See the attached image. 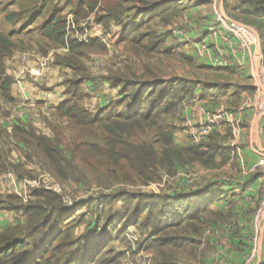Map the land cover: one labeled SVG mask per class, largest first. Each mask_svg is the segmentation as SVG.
Instances as JSON below:
<instances>
[{"label": "rangeland", "instance_id": "1", "mask_svg": "<svg viewBox=\"0 0 264 264\" xmlns=\"http://www.w3.org/2000/svg\"><path fill=\"white\" fill-rule=\"evenodd\" d=\"M11 1L0 0V8ZM49 1L64 10L67 39L85 46L80 47L79 53H71L42 38L37 29L40 20L23 28L22 23L8 24L4 15H0V32L11 34L15 46L6 61V73L13 80L11 100L6 101L0 95V233L9 231L10 237L25 239L33 228L29 227L24 210L33 208L39 214L46 211L50 217L61 214L69 218V242L78 240V243L63 251V256L58 257L59 264H64L65 254L73 250L86 247L87 252L94 253L100 242L94 245L91 239L95 235L99 240L112 239L102 252L100 264H151L152 253L145 243L146 228L135 227L131 221L125 225L119 220L113 223L116 216L112 214L121 213L127 206L122 196L151 198L164 190L141 184L142 179L124 160L114 165L99 156L97 152L103 149L107 137L101 127H80L62 117L59 107L63 103L76 104L94 116L119 106L117 112L124 114L131 103L127 92L130 85L133 90L152 83L160 87L175 78L227 84V76L219 77L202 69L197 56L186 55L187 51L194 54L190 45L188 49L173 45L170 22L179 16L185 17L181 29L190 43L200 41L193 32L191 12L179 9L143 20L139 28H132L138 22L135 14L145 5H163L174 0H98L93 11L80 7L77 13L72 0ZM16 11V7H10L8 12ZM151 12L154 11L148 14ZM91 42L98 43L91 46ZM237 81L239 84L240 80ZM167 118L169 122L179 121L181 114ZM125 135L122 137L125 142H150L158 148L151 130ZM44 146L52 152V159L43 151ZM177 175L172 180L163 179L171 186L178 181L181 189L185 177L194 176ZM49 193L55 194L60 202L50 206L41 199V195ZM114 197L116 201H112ZM96 201L109 204L102 213L111 211V226H106L107 214L98 217ZM86 202L94 205L87 207ZM76 209L79 210L75 213ZM41 220L38 219L34 229ZM117 231L121 233L114 236Z\"/></svg>", "mask_w": 264, "mask_h": 264}, {"label": "trees", "instance_id": "2", "mask_svg": "<svg viewBox=\"0 0 264 264\" xmlns=\"http://www.w3.org/2000/svg\"><path fill=\"white\" fill-rule=\"evenodd\" d=\"M72 1L76 6L75 13L79 11L80 7H85L87 11H93L98 4V0ZM12 6L17 8L16 12H8ZM179 9L175 2L149 7L145 5L135 14L134 19L138 22L134 23L132 28H139L143 20H151L157 16H164L168 12H177ZM236 10L249 18H261L264 15V0H242ZM149 11L154 12L148 14ZM63 12V8H59L49 0H12L3 9L0 8V13L4 15V20L8 24L22 23V27L26 28L40 20L42 22L37 29L42 38L62 48H67L71 53H79V50L82 49L80 47L85 46L67 39V21ZM11 37V34L5 35L0 32V95L6 101L11 100L10 89L13 83L12 78L6 73V61L12 56L15 47ZM96 43L91 42V46ZM100 46L103 47L102 44ZM67 66L73 68L71 64ZM204 69L208 70V68ZM167 82L160 87L155 83L147 87L140 85L135 90L130 85L127 92L131 103L126 107L124 114L118 113L119 106H116L114 109L93 116L76 104L66 103L61 104L58 111L62 117L70 119L80 127L100 126L107 137L104 138V147L97 152L98 155L104 156L114 165L124 160L139 175L142 179L140 183L143 185L157 183L163 175L169 178L174 177L178 166L199 163L205 167H213L216 155L222 157V163L225 160V157L221 155L223 152L211 139L207 144L192 145L185 149L174 146L175 128L172 121L167 120V117L178 114L182 108V102L194 96L198 83L178 78ZM64 105L66 106L64 107ZM145 129L153 132L158 148L150 142L130 143L122 139L123 136H126L125 134L142 132ZM117 147L118 150H116ZM43 149L47 157L52 159V152L49 148L44 146ZM40 197L50 206L60 202L55 194L49 193ZM121 198H123V203L128 204L121 213L117 211V214H112L116 216L113 223L119 220V222L124 221L125 225L131 221L135 227L151 228L149 240L147 239V248L154 255L157 264H178L177 257L182 253L192 256L195 247L193 246L194 242L188 236L191 233L199 235L211 222L209 201L214 199L213 196L203 203L198 202L197 193L175 198L156 196H151V198L122 196ZM116 199L114 197L112 201H116ZM96 203L98 217L107 214L105 223L107 227L111 226L113 224L110 222L111 211L102 213L104 209L107 210L106 206L109 204H101L98 201ZM89 205L93 206L94 204L86 202V206ZM78 210L76 209L75 213ZM42 212L43 214H39L33 208L24 210L25 215H28L29 218V227L33 228L25 239H14L10 237L9 231L0 233V264H59L58 257L63 256V251L73 248L78 243V240L69 242L71 230L67 224L69 220L66 218L67 216L60 214L50 217L46 211ZM38 219L42 220L34 229L36 223L38 224ZM122 230L124 231V228ZM120 233L117 231L114 236ZM29 238H31V242H27ZM99 239L100 237L98 238L96 235L91 239L92 242L94 241V245L100 241L94 253L87 252L86 247L82 250L70 251L65 254L64 264H100L102 252L109 247L112 239L105 237Z\"/></svg>", "mask_w": 264, "mask_h": 264}, {"label": "crops", "instance_id": "3", "mask_svg": "<svg viewBox=\"0 0 264 264\" xmlns=\"http://www.w3.org/2000/svg\"><path fill=\"white\" fill-rule=\"evenodd\" d=\"M241 1H171L191 12L193 32L199 42L208 38L214 43L209 46L214 61L205 56L198 59L199 66L219 77L227 76L228 80L227 84L197 82L194 96L182 102L181 120L172 121L176 148L207 144L211 139L225 160L221 163L222 157L216 155L213 167L199 163L178 166L177 174H194L192 187L183 184L179 189L178 181L171 186L164 175L159 182L149 184L164 190L162 194H152L159 198L195 193L199 203L210 196L214 198L209 201L211 222L199 235L188 236L194 242V254H179L178 264H244L247 257L254 264H264V217L257 218L264 201V173L257 167L264 155V15L249 18L239 13L236 7ZM219 17L222 23L234 22L250 31L254 44L239 50L238 40L225 24H219ZM209 25L217 30L222 27L221 33L213 36L211 27L206 28ZM222 112L231 113L236 120L228 122L224 118L212 124L213 116ZM207 128L211 131L202 134ZM150 233L151 228L145 229V239L149 240ZM151 257L150 263L157 264L153 254Z\"/></svg>", "mask_w": 264, "mask_h": 264}, {"label": "built area", "instance_id": "4", "mask_svg": "<svg viewBox=\"0 0 264 264\" xmlns=\"http://www.w3.org/2000/svg\"><path fill=\"white\" fill-rule=\"evenodd\" d=\"M184 17L183 16H179L178 18H175L171 21L170 23V34H171V38H172V43L175 47L178 48H183V49H188V45H190L189 49L193 50L192 54L190 51H187L186 55L189 56V54H191V56H197L198 59L202 58V57H210L211 61H214V58L212 57V53L210 52L209 46L213 45V41L211 39H206L202 42H195V43H190L189 41V37L188 35L183 32V30L181 29V22H183ZM217 21L219 22V24H225L226 28H228L229 30H231L234 38H236L238 40V44L237 47L239 50H243L246 47H250L254 44L255 42V38L253 36V34L246 30L245 28H243L242 26H239L237 24H235L234 22H226V23H222L223 20L222 18H217ZM217 29L215 28H211V33L213 36H217L218 34L221 33L222 31V27H217ZM227 118V121L230 122L231 120H236L235 117L231 114V113H220L217 116H213L212 118V124H217L220 120ZM239 120V119H238ZM211 131V128H207L206 130L202 131V134H208ZM257 167L260 169L261 172L264 173V155L260 156L259 160L257 161ZM177 177V180H180L182 182V178L180 177V175L175 176ZM175 177H173L172 179H175ZM180 177V179H179ZM195 176H186L185 179L183 180V184L185 187H192L193 186V181ZM164 178L170 179L168 176H165ZM264 217V201L260 207V209L257 212V218H263ZM217 259H219V256L217 255ZM251 258L247 257L245 259V263L244 264H254L253 261L251 262ZM261 264V263H259Z\"/></svg>", "mask_w": 264, "mask_h": 264}]
</instances>
